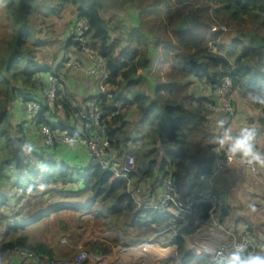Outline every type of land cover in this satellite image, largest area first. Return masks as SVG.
Listing matches in <instances>:
<instances>
[{
  "label": "trees",
  "instance_id": "16d2710c",
  "mask_svg": "<svg viewBox=\"0 0 264 264\" xmlns=\"http://www.w3.org/2000/svg\"><path fill=\"white\" fill-rule=\"evenodd\" d=\"M127 2L132 3L139 19L137 27L125 33L119 27L111 28L113 17L110 22L104 17L111 10L120 8V4L116 6V0H0L1 9L11 12L15 34L13 53L0 66V141L3 142L0 186L5 178L6 184L13 182L12 187L21 192L22 197L34 200L37 197L33 193L44 186L71 179L69 167H58L46 161L43 154L28 151L24 127L30 122L48 126L52 131L75 134L71 121H83L79 120V107L74 105V100L67 93L57 95V103L63 107L60 113L66 118L58 125L49 121L51 112L47 103L36 120L29 116L31 120L16 122L12 113L17 100L23 105L24 113L29 104L37 103L36 92L43 90L46 93L50 87L49 82L45 85V77L58 80L64 77L60 66L55 68L57 58L55 63L38 58L40 46L47 42L46 36L34 45L31 40L36 32L33 23L38 17L41 16L43 23L50 16L60 17L66 3L73 4L78 17L88 24L84 37L106 64L107 85L113 90L112 103L124 104L123 113L107 124L111 147L122 152L124 144L136 145L142 141L135 152L142 166L135 175L138 182L154 178L157 172L163 175L162 178L171 176L176 183L183 176L187 178L194 174L206 178L214 173L218 145L213 138L217 135L207 127L208 119L214 114L206 111V106L216 102L217 90L224 78L230 77L241 98L264 112V104L254 102L264 100V0H125L123 4ZM224 28L229 32L225 34ZM233 33L238 37L227 42ZM240 34H249L256 42L247 44ZM71 47L75 52L83 53L81 44L76 41V32L64 49ZM152 49L155 50L153 55ZM68 60L70 58L65 62ZM154 61L161 65L154 74L157 75L155 84L148 92L145 90L148 79L139 72L150 70L155 66ZM162 76L165 79H161ZM191 78L207 85L211 95H190L185 82ZM131 108L138 115L134 124L126 121ZM14 122L18 123V129ZM129 133L136 135L133 140ZM174 170L178 172L172 174ZM7 171L9 174L18 172L20 178L12 180ZM81 180L83 188L91 194L92 203L103 206L106 214L99 216L102 219L126 222L132 231L140 233L139 242H143L146 234L175 232V238L164 249L177 254L175 264H212L210 257L189 251L185 241L203 224H209L208 208H202L194 215H183L160 214L155 209L139 207L129 191L128 182L117 179L101 167L89 165ZM2 191L0 189V209L7 206L9 200ZM224 207L222 205L217 215L223 227L227 218ZM44 215L45 212H40L35 216L37 220H31V223L42 220ZM26 227L27 224L6 227V240L0 250L23 248L54 260L49 247L30 245L25 234L16 235ZM246 232L252 238L254 234L258 235V241L262 243L259 234H264V229L251 223ZM10 234L12 238L7 241ZM114 243L117 248L126 246L118 236L114 237Z\"/></svg>",
  "mask_w": 264,
  "mask_h": 264
},
{
  "label": "rangeland",
  "instance_id": "374dc122",
  "mask_svg": "<svg viewBox=\"0 0 264 264\" xmlns=\"http://www.w3.org/2000/svg\"><path fill=\"white\" fill-rule=\"evenodd\" d=\"M125 0H116V6L120 4V8H116L110 11L109 15L104 14V17L107 19L108 22H111V28L119 27L123 32H129L133 27H137L138 16L136 15V10H133L132 3L127 2L123 4ZM43 3V2H41ZM178 9V8H176ZM176 11V10H175ZM111 15V16H110ZM115 19V20H114ZM37 22L33 23L34 28H36L35 37L31 40L32 44H37L42 37L46 36L47 42L40 46L39 52V60L43 59L47 63H55L54 59L57 58L56 64H60L61 66L67 58L71 57V54L76 50L74 48H69V50L64 49L67 45L70 36L76 32V27L80 18L78 17V12L75 6L71 3L65 4V9L62 10V15L60 17L50 16L46 20V23H43L44 20L41 16L38 17L36 20ZM223 32L226 34L229 32L228 29L224 28ZM215 31H219V29H213ZM14 30H13V21L11 19V12L4 11L0 7V66L3 64V60L8 58L13 53V43H14ZM234 37V38H233ZM237 34L234 33L226 39V41H231V39H235ZM240 38L244 40L245 43L250 44L251 40L248 35H240ZM125 44V41H124ZM251 45V44H250ZM25 49L29 50V47H25ZM68 49V48H67ZM216 51L215 48H212ZM94 50V49H93ZM85 58L89 59L91 63L94 64V60H98L99 57L95 56V58H90L84 52L81 53ZM97 54V53H96ZM151 54H155V50L152 49ZM70 56V57H69ZM74 59L73 57L70 58V61ZM155 59V56H153ZM69 61V60H68ZM67 61V62H68ZM160 61V60H159ZM154 61L153 67L150 68L148 71L142 72L143 76L146 77V85L145 90L150 92L151 87L155 84L154 77L157 70L159 69L161 63ZM65 62V64L67 63ZM55 64V65H56ZM74 65V67L72 66ZM75 65L81 66L80 69L75 68ZM71 69H73L74 73H80L83 71V66L78 63H71ZM96 66V64H95ZM93 66V68H95ZM93 70V69H92ZM91 70V71H92ZM76 71V72H74ZM87 72V75H90V72ZM141 73V72H139ZM161 79H165V77H161ZM63 83V92L66 93V81L64 77L59 80ZM186 87L189 89L190 95H195L197 97L203 96L207 91V85L204 83L198 82L195 78H191L185 82ZM111 91V90H110ZM113 92V90H112ZM47 93V92H46ZM237 95L241 98L240 93L235 89L232 92V99L236 111V116L238 114V107H237ZM46 96V95H45ZM80 102V101H78ZM77 106L79 107V111L83 112V115H86L85 112V101L82 103H78ZM46 103L48 105V101L46 99ZM38 104V103H37ZM49 106V105H48ZM50 109V108H49ZM52 110L50 109V112ZM53 112V111H52ZM59 112V111H58ZM60 113V112H59ZM59 115V114H58ZM57 113L55 117L59 119ZM58 116V117H57ZM126 118L130 120H135L130 118L128 114ZM222 120L224 123H229L233 120V117H226L222 116ZM133 122V121H132ZM15 123V122H14ZM15 128L18 129V123L14 124ZM36 129L38 128L37 125ZM208 127V126H207ZM39 129V128H38ZM39 131V130H37ZM128 131V130H127ZM39 133V132H38ZM40 134V133H39ZM79 143V142H76ZM74 143V144H76ZM43 144V145H42ZM42 146L44 148H56L60 145L65 144H58L54 147H47L44 142L42 141ZM71 145V144H69ZM123 150L121 157L127 156H135V151L129 152L125 146L123 145ZM88 150V149H87ZM111 150L114 152V148L111 147L108 159H112L111 157ZM1 152V151H0ZM89 152V151H88ZM115 153V152H114ZM118 152H116L117 154ZM113 154V153H112ZM115 154V155H116ZM90 159L91 155L89 153ZM137 161V158H136ZM91 162V161H90ZM237 168L239 171L236 173L238 179H240V189L242 191L241 196L238 197V201H236L234 205V209L230 206L225 205L222 197L221 200L223 205L226 208V223L235 224L237 212V206L239 203H243L247 207V211H249V216L253 215L255 220L254 225L259 227L264 224V205L259 206L258 199L255 197V187H259V191L263 192L261 199L264 201V177L260 176L259 171L262 169L259 166L257 168V172L254 174H250L244 168H241L238 165ZM141 165L137 161V171L135 175H137L141 170ZM216 171V168L214 172ZM159 174V172H157ZM173 174V173H172ZM192 176H195L194 174ZM257 176V177H256ZM163 175H160L158 179L161 180ZM250 177L254 179L250 180ZM135 176L132 177V181ZM188 178V177H187ZM260 178V179H259ZM163 179V178H162ZM256 179L257 181L256 183ZM160 180H157L160 183ZM156 181V180H155ZM156 181V183H157ZM154 182V181H153ZM157 187L159 188L160 185ZM83 184L81 181L72 182L69 180L63 182L61 187H52V186H44L38 192L33 193L36 195V200H32L31 197L26 200L20 198L18 203L12 201V205H7L4 208L0 209V230H1V237H0V246L3 244V241L6 240L4 237L6 226L11 221H19L20 219L27 221L33 214H35L38 209L48 208L55 205L58 201L59 197L64 198L68 205L67 208L70 210H66L65 213L62 214H55L50 213L46 215V217L42 220V222H38L35 225L31 226L28 230H20L16 235L25 234L28 238V243L31 245H38L44 244L45 246L49 247L54 253V260L60 263H68V264H175L177 259V255L171 253L169 251H165V247L175 238L173 233H163V234H146L143 236V242H139L138 234L139 232H134L129 228V224L126 222H112L107 221L99 217L100 215H105L103 206L100 204L94 205L91 201V194H89L84 188L83 185L80 189L82 191H78V185ZM150 184H148L149 186ZM146 186V187H148ZM155 186V185H154ZM76 187L78 189H76ZM1 189V186H0ZM76 189L77 192L74 193L73 190ZM67 190V191H66ZM61 191H65L64 193H58ZM156 191V190H154ZM219 191V190H217ZM133 197H137L140 194L139 189L132 188L130 192ZM67 197V198H65ZM34 201V203L32 202ZM257 201V202H256ZM77 203V205L75 204ZM32 203V204H30ZM14 205V207H13ZM144 205V204H143ZM143 207V206H142ZM242 212H239V215ZM112 225V226H111ZM229 226V225H228ZM260 228V227H259ZM11 234L13 235L14 232L12 229L10 230ZM9 235L7 241H10L12 235ZM15 236V235H13ZM120 237L126 243V246L118 247L116 243H114V237ZM138 238V239H137ZM261 237L262 241L264 240ZM192 239L187 240L189 251H194L198 254H201V250L199 247L192 246ZM139 242V243H137ZM257 252L260 255H264V242L263 245H259L258 241H255ZM140 244L146 246V250L141 248V250H133L131 247H137ZM212 247H215L214 245ZM211 247H208L207 250H210ZM150 250V251H149ZM83 256L81 262L79 261V257ZM97 258V260L94 259ZM10 259L11 261H19V263L24 262L22 256L17 254L8 255L4 258V264ZM26 261V260H25Z\"/></svg>",
  "mask_w": 264,
  "mask_h": 264
},
{
  "label": "crops",
  "instance_id": "0c3cea01",
  "mask_svg": "<svg viewBox=\"0 0 264 264\" xmlns=\"http://www.w3.org/2000/svg\"><path fill=\"white\" fill-rule=\"evenodd\" d=\"M240 35H239V37H240ZM245 35H248L250 37L251 43L256 42L251 35H249V34H245ZM242 36H244V35H242ZM237 37H238V35H237ZM72 57L74 59L67 62L66 64L64 62L59 67V69H61V73L64 76V79L66 81L65 91L68 94V96H70L74 100V103H75L74 105H76V107H78L77 106L78 101H80L78 103L83 104L84 101H87L88 99H90L94 96H97L99 94L102 81L97 76L87 75V72L91 71L93 69V66H95V61L93 64V63H91V61L89 59L85 58V56H83L77 52H73L71 54L70 58H72ZM75 62L80 63L84 68H83V71H81L80 73H77L76 71H74L76 73L73 74V72H71V71H73V69H71L70 65H71V63L73 64ZM59 65L60 64H56L55 68H57ZM140 74L142 75L143 73L141 72ZM48 82L50 83V78L45 77L44 83L46 86H47V84H49ZM45 95H46V93H44L43 90H38L35 94L37 103L42 108V110H43V106L46 105V96ZM205 95H211L210 91L208 90L205 93ZM236 103H237V107H238V114L229 123H227V121H226V123H224L225 127H229L231 129V131L233 132V134H236V133H238L239 129L242 127L251 126V125L256 126L255 128L257 129V132H258L256 147L258 150H260L262 153H264V112L260 109H256L249 102L240 98L238 95H237ZM12 113H13V118L14 119L17 118L16 122H18L20 120H23V121L31 120L29 115L27 113H24L23 105L19 102V100H17L15 102L14 110L12 111ZM56 113L59 114L58 115L59 119L55 117ZM127 114L130 118L135 119V120H130V119L126 118L127 123L134 124L135 122L138 121V115L135 112L134 108H131L129 110V112H127ZM48 119L54 125H58L59 123L66 121V118L63 117V113H59L58 111H55V112L51 111V113L48 116ZM221 120H222V117L219 115H213L208 119V124H207L208 129L211 132H213L214 134H216L217 136L219 135V133L221 131V129H219L217 127V123H218V121H221ZM71 124L74 126L75 134L78 135L79 137L82 136L83 131H84V124L79 122V121H75L74 119L71 121ZM24 130L26 131V135H27L28 151H30L32 153L43 154L46 161H50L51 163H55L56 165H58V167H61V166L69 167L72 171V173L70 175L71 176L70 181H72V182L81 181L82 182L81 175L89 167L90 161H91L90 156H89V152H88L87 147L84 143L79 142V143L71 144V145L65 144V145H60L54 149L53 148H47L46 149V148H43L41 145L42 139H41L40 134L38 133L39 131H37L38 128L36 129V126L34 125V123L29 122L28 125H26L24 127ZM129 134H130L129 137L132 140L136 136V135L131 134V133H129ZM141 143H142V141L139 142L138 144L134 145L131 142H128V143L124 144V146L131 153L135 150L137 151L139 149V145ZM0 151H1L0 152V158L2 159V152H3V142L2 141H0ZM114 152L112 150L111 154H110L112 156L111 157L112 160H119V159L123 160L126 157V156L121 157V155H123L122 152H119L115 149H114ZM116 152H118V153L116 154ZM118 154H121V155L118 156ZM217 154H218V152H217ZM214 167L216 168V171L211 176H208L206 178H198L196 175L190 176L188 178L183 176L180 178V181L178 183L182 184V185H188L190 187H193L195 185L196 188H201V189L213 187L216 190H219L218 193L222 197L225 205H228L232 209H234L235 207L233 204L236 201H238V197L241 196V193H242L240 186H239L241 181H240V179H238L237 174H236L239 171V169L235 165H230V164L225 163V161L220 159L218 155H217V159H216V163H215ZM261 168L262 169H260V167H259V169L261 170V171H259V174H261L260 176L264 177V167H261ZM173 172H178V171L174 170V171H172V173ZM6 174L11 176L10 178H12V180L15 179V181H16V179L20 178V175L18 172L9 174L7 171ZM159 176H160V174H156V176L154 178L147 179V180H144L142 182H138V180H136V178L133 179L132 185H131L132 187L129 189V191L131 192L132 188L140 190V194L137 195V197H135V198L133 197L139 207L146 206V208H148V209H153V207H156L161 202V200L163 198V193L161 190L162 178H161V180L158 179ZM252 179H254V178L250 177V180H252ZM155 180L156 181L160 180V183H158V181H157L158 185H160L159 188L157 187V189H155L157 186V183ZM257 181L258 180L256 179L255 184H257ZM6 183L7 182L4 178V180L1 183V187H2L1 189H3V191H2L3 194L5 196L7 195L6 196L7 199L9 198L7 205H12V203H11L12 201H15L16 203H18L20 198H23V200H26V199L29 200V198L22 197L21 192H18L17 190H15L12 187L13 182H11L10 184H6ZM62 184H63V182L56 184L54 186H52V185H50V186L61 187ZM148 184H150V185L148 186ZM82 185L83 184L78 185V188H79L78 191H82V189H80L82 187ZM146 186H148V187H146ZM257 186H259V185H257ZM257 186L255 187L256 188L255 189V192H256L255 197L258 199V201H260L258 203V205L262 206V205H264V201L261 199V197H263L262 196L263 192H260L259 187L257 188ZM78 188L76 187V189H78ZM76 189H71V190H73V192L76 193L77 192ZM154 190H156V191H154ZM61 192L64 193L65 191H61ZM61 192H58V193H61ZM65 198H67V197H65ZM35 200L36 199H34V201ZM34 201H32V202L34 203ZM30 204H32V203H30ZM75 204L77 205L76 202H75ZM69 206L70 205H68L67 201L64 198L59 197L57 203L55 205H53L51 208L48 207V208L38 209V211H36L35 214H33L29 219H27V221H24L22 219H20L19 221L9 220V223L6 227L14 228L16 226H21V225L27 224L26 230H28L31 226L35 225L36 223L42 222V220L46 217L47 214L65 213L66 210H70V208H67ZM236 206L238 209L237 210L238 214L236 215L235 224H229V222L226 223V221H225L224 225L229 230L241 234L243 232L248 231V226L251 223L254 224L255 220L253 218V215L249 216V211H247L248 206L246 207L243 203H239V205H236ZM13 207H14V205H13ZM63 207H64V209H62ZM40 212H42V213L45 212L43 219L31 223V220H37V219H35V216L39 215ZM239 212H242V213H240V215H239ZM259 227L264 229V224L259 226ZM259 236L261 239V237H263L264 234H259ZM189 239L193 240L192 246L197 245L199 247V249H202L201 251L208 249V247H211L210 251H212L220 245V243L222 241V233L209 224H207V225L203 224L196 234H194L193 236L185 238L186 246H187L188 250H190L188 243H187V240H189ZM253 239L255 241H258V235L254 234ZM261 242L263 243L264 240L262 241V239H261ZM258 243H259V245H263L259 241H258ZM213 245L215 247H212ZM145 251L146 250H144V253H145ZM11 260H13V259H10V261L6 262L5 264H23V262L19 263V261L17 262V261H11Z\"/></svg>",
  "mask_w": 264,
  "mask_h": 264
},
{
  "label": "built area",
  "instance_id": "2783aa9c",
  "mask_svg": "<svg viewBox=\"0 0 264 264\" xmlns=\"http://www.w3.org/2000/svg\"><path fill=\"white\" fill-rule=\"evenodd\" d=\"M87 31V22L84 19H80L76 27V41L81 44L82 51L87 54V56L95 58L98 54L88 46V41L84 37ZM95 64L96 66L90 72V75L99 77L102 83L99 94L86 101L84 112L86 115H83V112L79 111L78 117L80 119H78L85 123L82 136L79 137L76 134L71 135L68 131H52L48 126H38V130L42 141L47 147H54L58 144H74L76 142L84 143L91 155L90 165L92 167H101L103 171L114 174L117 179L127 181L130 189L132 187V177L135 176L137 171L136 158L127 156L123 160L108 159L111 142L107 133V124L111 119L123 113L124 104L122 102L112 103L113 92L107 85L109 74L105 62L101 58H98ZM72 66L74 67V65ZM75 68L80 69L81 66L75 65ZM63 88V83L61 81L54 77L50 78V87L47 90L46 99L49 108L53 112H63V107L57 103V95L63 92ZM234 89L235 86L232 79L230 77L224 78L217 90L216 102L209 103L206 106V111L214 115L234 118L236 116V111L231 96ZM41 112L42 108L37 103H31L27 107V113L32 120H36ZM217 152L219 158L224 160L225 163L238 165L250 174L257 172L258 166L255 168L249 167L238 158L231 157L226 149L220 150L218 147ZM161 190L163 198L159 205L153 207V209L159 211L160 214L172 212L175 214L194 215L202 208L209 209V224L222 233V241L217 248L212 251H201L203 255L211 258L212 264L226 263L225 257L235 251L238 245H243L244 248V251L240 253L242 258L246 257L248 254H257L255 240L248 232H243L241 234L235 233L219 224L217 215L223 203L215 188L193 189L188 185L176 183L171 176H165L161 181ZM168 232L170 231L159 234ZM173 235L176 236L175 232ZM145 247V245L140 244L137 247H131V249L139 250ZM12 254L22 256L25 262L24 264H68L51 260L49 257H42L23 248H16L4 252L0 250V264H4V258ZM82 259L83 256H80L78 262H81ZM94 259L97 260L95 256Z\"/></svg>",
  "mask_w": 264,
  "mask_h": 264
},
{
  "label": "clouds",
  "instance_id": "9594fccd",
  "mask_svg": "<svg viewBox=\"0 0 264 264\" xmlns=\"http://www.w3.org/2000/svg\"><path fill=\"white\" fill-rule=\"evenodd\" d=\"M264 104V100L254 101ZM217 127L221 129L218 136L213 138V142L220 150H225L231 157L238 158L249 167H264V153L257 149L258 132L254 126H245L233 134L229 127H225L224 121H218ZM244 251L243 245H238L236 250L225 257L226 264H264V255L248 254L242 258L240 253Z\"/></svg>",
  "mask_w": 264,
  "mask_h": 264
}]
</instances>
